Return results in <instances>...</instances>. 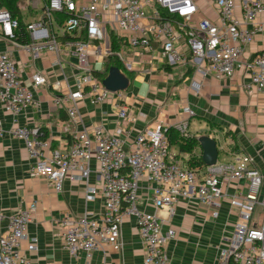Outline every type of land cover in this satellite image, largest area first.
Segmentation results:
<instances>
[{
	"label": "built area",
	"instance_id": "1",
	"mask_svg": "<svg viewBox=\"0 0 264 264\" xmlns=\"http://www.w3.org/2000/svg\"><path fill=\"white\" fill-rule=\"evenodd\" d=\"M32 4L38 8V17L27 24L29 39L16 43L33 59L54 54V65L61 67L60 53L74 50L78 62L74 65L77 74L73 88L67 87L55 97L71 119L80 120L78 103L86 98L93 104L111 95L122 99L121 91L110 92L104 80L95 76L94 60L103 61L111 53L107 46L111 34L141 53L157 45L167 66L189 64L203 77L215 73L232 78L239 70L248 71L251 78L246 88L264 91V49L252 55L246 50L255 35L264 30V0H35ZM209 10L216 19L203 15ZM62 14L67 17L60 19ZM19 26L17 18L0 8V40L14 41ZM119 56L130 70L131 65ZM29 81L32 87L48 84L41 71L32 73ZM68 82L64 75L53 88L60 91L61 85L68 86ZM192 87L199 91V82L193 81ZM0 101L4 110L13 115L33 104L39 106L13 53L1 49ZM183 113L190 117L193 110L185 106ZM118 117L136 120L121 104ZM172 128L182 137H190L187 119L174 126L158 121L154 127H145L128 148L123 139L104 127H96L93 133L86 128L77 131L63 148L54 147L52 139L37 126L12 125L8 132L24 141L31 160L30 176L46 179L56 192L62 191L65 179L88 183L91 162L95 161L94 171L101 186L87 185L86 200L100 193L104 211L62 218L64 248L72 257L79 251L91 256L104 245L119 252L123 222L132 216L143 241L144 264H171L166 247L175 238L176 230L172 226L164 230L163 224L173 218L180 200L192 199L208 208L212 218H218L225 201L230 212L237 215L232 233L221 240L216 264H264L261 172L243 154L231 162L190 168L171 150L167 132ZM5 132L0 119V139ZM232 186L234 190L230 192ZM144 199L165 216L142 209L139 203ZM35 211L33 202L9 216L7 232L0 235V264L29 263L21 243L28 238V225ZM36 248L37 239H30L28 251Z\"/></svg>",
	"mask_w": 264,
	"mask_h": 264
},
{
	"label": "crops",
	"instance_id": "2",
	"mask_svg": "<svg viewBox=\"0 0 264 264\" xmlns=\"http://www.w3.org/2000/svg\"><path fill=\"white\" fill-rule=\"evenodd\" d=\"M34 1L26 0L21 7L26 23L38 17V8L32 4ZM28 8L35 15L30 14ZM203 13L217 18L210 10ZM237 13L241 14L239 9ZM180 45L184 46V43ZM107 46L111 47L110 39ZM0 49L13 53L22 78L32 88L35 102L39 103V106L33 104L13 115L4 110L0 101V119L6 130L0 139V235L6 234L11 214L36 202V211L28 225V238L21 243L28 264H144V245L134 217L129 216L122 225V249L119 252L104 245L93 251L91 256L79 251L72 257L64 248L60 223L65 215L79 217L104 211L100 193L93 200H86L87 185L101 186L94 171L96 163L94 160L91 162L88 183L65 179L62 191L56 192L46 179L30 176L28 150L23 140L8 132L12 125L37 126L58 148L67 146L71 137L83 128L93 133L96 127H104L110 134L123 139L128 148L145 127H154L158 121L174 126L187 119L191 137L197 139L201 135H209L216 139L218 162H231L239 155H248L252 166L261 172L264 183V91L246 88L251 78L248 71L239 70L232 78H223L215 73L203 77L189 64L167 66L160 58L157 45L141 53L122 44L116 53L119 66L109 60V55L103 61L93 59L101 80L113 69H118L127 79V88L120 90L122 99L111 95L102 103L93 104L86 98L78 103L80 120H74L66 108L55 101V97L62 95L67 87L73 88L77 74L74 65L78 62L73 49L60 53L62 67L54 65V54L47 53L33 59L19 44L9 39L0 40ZM262 49L264 30L258 32L246 47L249 55ZM119 54L131 65L130 70L126 69ZM35 71L47 76V85L32 87L29 79ZM64 75L69 81L68 86L63 83L62 90L54 89L55 81H63ZM193 81L199 82V91L192 87ZM120 104L127 108L129 117H135V121L119 119ZM185 106L193 110L192 116L186 117L183 113ZM171 150L188 167L190 155L202 159L198 141L192 153L180 152L177 144L172 145ZM220 156L223 159L220 160ZM233 190V186L230 187V192ZM141 195H145L144 191ZM139 206L147 212L165 216L145 199ZM236 221L237 215L230 212L227 201L223 202L218 218H212L210 210L196 200H180L173 218L163 224L164 230L171 226L176 230L175 238L166 247L169 261L171 264H216L221 240L232 233ZM33 238L37 239V248L28 251V241Z\"/></svg>",
	"mask_w": 264,
	"mask_h": 264
},
{
	"label": "trees",
	"instance_id": "3",
	"mask_svg": "<svg viewBox=\"0 0 264 264\" xmlns=\"http://www.w3.org/2000/svg\"><path fill=\"white\" fill-rule=\"evenodd\" d=\"M26 0H0V8L7 9L14 18H17L19 20L20 26L16 29L15 35H14V41L17 43H25L28 41V33H27V24L24 20V17L21 12V7L24 5ZM28 11L30 14L32 13V10L28 8ZM35 15V14H34ZM67 16L62 14L59 16L60 19H64ZM60 39H65L64 37H60ZM124 44V42L117 38L115 35H110V50L111 53L109 55V60H113L116 66H119L118 60H117V52L120 50L121 45ZM96 77H100L99 72H95ZM170 140L171 146L174 144H177L180 148V152H188L192 153L195 145L197 144V139L195 137H189L184 138L182 137L179 132L175 129H169L167 132ZM189 167L190 168H200L204 165L201 157L192 156L188 160Z\"/></svg>",
	"mask_w": 264,
	"mask_h": 264
},
{
	"label": "water",
	"instance_id": "4",
	"mask_svg": "<svg viewBox=\"0 0 264 264\" xmlns=\"http://www.w3.org/2000/svg\"><path fill=\"white\" fill-rule=\"evenodd\" d=\"M104 85L110 92L124 90L128 86L127 79L121 75L118 69H113L104 79ZM202 150V161L205 165H214L218 162L219 149L217 141L209 135H201L197 138Z\"/></svg>",
	"mask_w": 264,
	"mask_h": 264
},
{
	"label": "rangeland",
	"instance_id": "5",
	"mask_svg": "<svg viewBox=\"0 0 264 264\" xmlns=\"http://www.w3.org/2000/svg\"><path fill=\"white\" fill-rule=\"evenodd\" d=\"M24 5H25V3H24ZM29 7H30V6H29ZM29 13H30V12H29ZM28 19H30V18H28ZM100 45L102 46V43H101ZM191 157H192V156L190 155L189 158H191ZM221 159H223L222 156H220V160H221Z\"/></svg>",
	"mask_w": 264,
	"mask_h": 264
}]
</instances>
